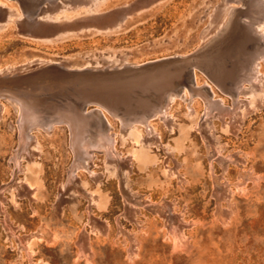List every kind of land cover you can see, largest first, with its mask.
<instances>
[{"label": "rangeland", "instance_id": "rangeland-1", "mask_svg": "<svg viewBox=\"0 0 264 264\" xmlns=\"http://www.w3.org/2000/svg\"><path fill=\"white\" fill-rule=\"evenodd\" d=\"M250 1L0 0V82L53 70L133 74L156 61L221 67L240 39L235 23L249 21L239 14ZM248 29L263 37L264 20ZM261 60L259 80L244 83L238 96L194 68L226 114H205V101L183 89L149 126L124 128L108 114L119 157L93 150L90 170L71 183L75 152L65 124L34 130L20 157L26 172L15 173L20 112L2 95L0 264H88L83 240L92 264H264ZM26 183L37 188L35 199ZM177 215L187 223L181 248L167 228ZM133 245L138 256L130 259Z\"/></svg>", "mask_w": 264, "mask_h": 264}, {"label": "bare ground", "instance_id": "bare-ground-1", "mask_svg": "<svg viewBox=\"0 0 264 264\" xmlns=\"http://www.w3.org/2000/svg\"><path fill=\"white\" fill-rule=\"evenodd\" d=\"M35 7L32 6L29 13L35 15ZM239 17H246L249 21L244 24L239 19L235 23L237 38L240 39L237 46L226 51L225 64L221 67H203L199 61L193 60L178 66L159 68L147 74L77 76L53 70L34 78L28 76L20 80L0 82V97L5 95L10 98L20 112V148L13 159L16 164L15 173L25 171L20 160L21 153L30 152V146L36 139L33 134L36 129L48 131L59 124H65L70 129L75 152V161L68 179V183H71L75 182L79 171L90 170V153L93 150H104L111 160L119 157L114 147L116 138L112 133L108 114L120 118L124 128L149 126L154 117L167 113L173 94H180L181 89L205 101V114L209 115L217 110L222 114L228 113L224 112L226 109L222 102L216 100L213 89L209 90L199 84L194 68L203 69L225 91L237 96L244 83L259 80L255 64L264 56V35L256 36L248 26L253 27L256 21L264 20L263 3L252 0ZM92 105L97 108L91 110ZM135 156L130 155V163ZM242 184L244 182H240L238 186ZM25 187L30 198L35 199L37 188L30 183H26ZM183 218L177 215L167 219L169 235L177 248H181L184 243L183 228L187 223ZM9 226L15 234L16 228L12 224ZM83 243L84 240L81 257L92 264V255L87 252ZM26 245L28 246L27 243ZM28 253L31 258L32 251L29 248ZM128 256L130 259L138 256L136 245L130 247Z\"/></svg>", "mask_w": 264, "mask_h": 264}, {"label": "water", "instance_id": "water-1", "mask_svg": "<svg viewBox=\"0 0 264 264\" xmlns=\"http://www.w3.org/2000/svg\"><path fill=\"white\" fill-rule=\"evenodd\" d=\"M165 62L167 61H156V62H152L149 64H145L143 66H141L140 68H138L139 73L138 74H147L150 73L152 71H155L161 67H163V65L165 66Z\"/></svg>", "mask_w": 264, "mask_h": 264}]
</instances>
